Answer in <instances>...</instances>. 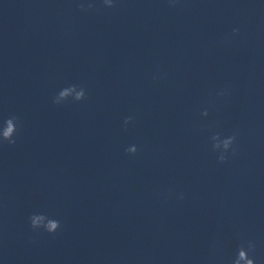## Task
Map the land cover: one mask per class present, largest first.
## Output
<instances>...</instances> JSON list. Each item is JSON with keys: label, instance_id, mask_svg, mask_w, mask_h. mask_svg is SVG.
Instances as JSON below:
<instances>
[{"label": "clouds", "instance_id": "clouds-1", "mask_svg": "<svg viewBox=\"0 0 264 264\" xmlns=\"http://www.w3.org/2000/svg\"><path fill=\"white\" fill-rule=\"evenodd\" d=\"M104 7L113 8L115 7L114 0H102ZM177 0H169L171 6H175ZM95 5L93 3H81L79 8L81 11H89L94 9ZM233 35L239 34L240 29L234 28L232 30ZM155 78V77H154ZM227 90H222L217 93L218 96L227 95ZM71 98L74 101H82L86 98V90L82 85H69L62 88L54 97L53 103L60 105L61 103L68 101ZM202 116L207 117L209 112L205 109ZM133 120V117L129 116L124 119L125 127ZM21 122L17 116H9L3 121L2 127H0V143H7L13 145L16 143V137L21 129ZM211 140V150L217 153L216 159L218 163H225L229 159V155H234L236 153V142L237 134L235 132L224 136L222 138L220 133H215L210 137ZM138 151L136 145H130L125 149V152L130 155H135ZM184 196L181 194L179 199H183ZM29 224L33 231H43L49 234H55L62 229V223L60 220L51 218L45 213H33L29 216ZM256 244L253 240H243L239 244L236 250L235 256L231 259L230 264H257L255 258ZM251 254V255H250Z\"/></svg>", "mask_w": 264, "mask_h": 264}]
</instances>
